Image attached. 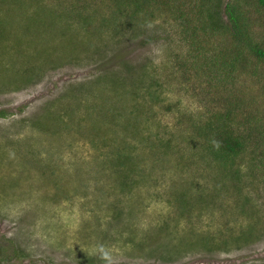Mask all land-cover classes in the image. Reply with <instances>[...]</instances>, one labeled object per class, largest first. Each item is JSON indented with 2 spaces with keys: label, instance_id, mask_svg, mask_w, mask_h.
<instances>
[{
  "label": "rangeland",
  "instance_id": "rangeland-1",
  "mask_svg": "<svg viewBox=\"0 0 264 264\" xmlns=\"http://www.w3.org/2000/svg\"><path fill=\"white\" fill-rule=\"evenodd\" d=\"M110 1L8 2L17 21L7 34L0 33V264H90L87 260L91 257L97 259L95 264H264V169L256 168L257 159L246 161L240 173L244 187L237 195L224 187L216 201L207 205L181 206L175 193L194 175L187 168L180 171L179 164L170 163L162 171L167 163L156 165L153 175L144 172L142 185L123 191L117 185L114 167L102 164L107 148L93 149L79 130L73 137L72 124L78 125V116L98 120L106 97L113 103L121 98L116 94L126 89L146 93L145 87L152 85V90L158 81L166 92L163 104L156 108L176 105L181 99L180 109L190 108L193 113L187 126L199 124L205 107L220 108L212 106L213 97L199 95L211 88L202 73V77L181 79L188 71L177 67V61L187 63L189 74L197 70L190 62V43L185 42V29L179 21L162 15L159 18L164 20L132 27H121L122 22L116 29L120 33H113L115 23L102 27V18L114 7ZM39 4L57 13L46 18L43 12L41 25H35L37 20L29 16L25 21L21 18ZM69 10L74 13L70 18L59 17ZM93 12L95 20L84 24ZM10 13L8 9L2 12L5 16ZM22 24L24 27L15 31ZM60 26H68L65 34L60 35ZM70 32L78 38L74 44ZM200 39L206 43L203 32ZM69 45L73 50L67 49ZM204 54L207 60L212 57ZM260 69L264 70V64ZM203 70L206 73V66ZM247 79L239 76L220 93L234 84L244 92ZM183 85L190 92L178 89ZM80 92L83 96L76 100ZM89 100L92 113L85 110ZM258 101L264 115V95ZM75 102L79 104L72 106ZM69 108L76 110L73 120L66 117V122H59L57 115ZM122 113L124 121L128 115ZM177 114H166L162 125L172 126ZM37 116H44L46 133L35 124ZM260 143L264 152V139ZM256 150L247 147L248 157L259 158ZM40 162L51 163L55 175L44 179ZM197 180L216 186L215 178L207 174ZM191 192L195 188L188 194ZM247 201H253L251 213L242 211ZM247 228L254 229L255 235L245 239L240 249L239 241L231 238H238ZM189 230V237L197 232L200 239L208 236L220 247L185 248L182 242L189 237L180 238ZM175 231H179V239ZM136 241L147 246L137 248Z\"/></svg>",
  "mask_w": 264,
  "mask_h": 264
},
{
  "label": "trees",
  "instance_id": "trees-1",
  "mask_svg": "<svg viewBox=\"0 0 264 264\" xmlns=\"http://www.w3.org/2000/svg\"><path fill=\"white\" fill-rule=\"evenodd\" d=\"M35 1L39 2L40 0ZM8 2L11 0H0L1 34L5 31L9 32V28L14 26L12 23L17 21ZM110 3L114 7L111 10L108 9L109 14L106 12L108 16L102 18V27L115 23L113 33H120L116 29H119L122 22L121 27H132L138 23L148 24V20H164L159 18L162 15L165 18L168 16L171 20L179 21L185 29L183 38L185 42L190 43L188 46L190 62L197 70L194 74H189L187 63L177 61V67L186 68L185 70L189 74H182L181 79L202 77V73L209 80L207 84L211 88L202 90L199 95L213 97L212 106L220 105V108L205 107L199 124L187 126L186 124L193 121V113H189L190 108L180 109L181 99L176 105H164L156 108V104L160 103V106L163 104V93L166 92L163 82L158 81L156 88L152 90V85L146 86L144 89L147 91L146 93L138 88L126 89L121 91L122 93L116 94L121 98L113 103L106 97L105 100L103 99L104 105L101 106L104 111L102 114L100 112L98 120H92L95 119L93 117L87 121L85 118L91 117L89 115L85 117V115L78 116L76 127H73L74 124L71 123L73 137L74 131L79 130L81 138L84 139V142L91 144L93 149L104 150V147L107 148L106 152L104 151L102 154V164L104 167H107L106 165H110L108 168L114 167L113 171L119 180L117 185L123 191L131 190L134 185H142L145 171H148L151 176L154 174L153 167L156 165L167 163L161 167V170L165 171L171 163L179 164L180 171H183L182 169L185 167L190 173H194L192 178L189 176L187 179V181H191L183 188L177 189L175 193L181 206L207 205L212 200L216 201V195L224 187L228 188L232 194L237 195V192L243 190L244 187L240 173L246 161L255 158L259 161L258 165L254 163L256 168L264 169V152L260 149V145H263L260 141L264 139V115L260 104H258V99L260 100L261 95H264V70L260 69L264 64V0H111ZM46 6L39 4L38 8L27 11V15L21 18L25 21L26 16H29L34 21L37 20L35 25H41L43 24V12L46 13L44 14L46 18L55 16L57 13V11H51V7ZM4 9H8L11 13L7 16L3 15ZM70 10L68 13L59 14V17L63 19L65 15L67 19L70 18L68 16L74 15L73 10L71 13ZM23 11L26 13L24 8ZM95 17V12L87 15L84 24L91 25ZM53 20L56 21L55 18ZM70 21L68 20L69 26ZM65 26H60V35L65 34L68 27ZM23 27L24 24L17 26L15 31ZM253 27H259V30L253 32ZM6 32L5 34H7ZM199 32L204 33L205 44L201 41ZM68 37H72L71 32ZM70 39L75 42L78 40L73 37ZM75 42L73 41L72 44ZM183 43H181L182 46ZM69 48L73 50L71 45L67 47V49ZM204 52L212 57L207 60ZM205 66L206 73L203 70ZM200 68H202L201 72L198 71ZM239 76L248 77L247 80H244L246 89L244 92L240 90L238 84H234L226 87L225 93H220L225 84H233ZM213 78L214 80H212ZM216 78H218L217 84L215 83ZM178 89L190 92L187 85ZM81 96H83L82 92L78 97L74 95L76 100ZM90 100L85 107L88 112H91L93 108ZM115 103L116 105L113 106ZM77 104L79 103L75 102L72 106ZM122 111L128 115L125 116L124 121L122 120L124 116H121L123 115ZM173 111H178L177 121L172 126H163L161 123L163 117ZM73 114H76L75 109H66L57 115V120L66 122L67 117L72 121ZM48 115L49 112H47ZM43 117L37 116L34 117V120L35 124L46 133L48 128L47 124L43 122L45 119ZM51 119L55 120L53 117ZM255 120L260 123V126L254 125L256 124ZM166 128H172V130ZM249 146H253V149L257 147L258 150L254 152L260 154L259 158L248 157L247 147ZM29 152L31 153V150ZM175 153L178 156H175ZM39 167L41 170L43 169L41 172L44 179L48 174L55 175L54 166L51 163L40 162ZM206 174L215 178V187L207 186L204 181L197 180L199 177H205ZM190 188H195V192L188 194ZM252 202H244L242 211L253 212ZM163 228L166 230V226ZM178 232H174L177 239L180 235ZM190 232L189 230L188 233L182 234L180 239L185 235L189 237ZM254 235V229L247 228L238 238H231V241L237 242L238 240L241 249L243 241L251 240ZM205 238L200 239L196 232V235L195 233L191 234V237L185 239L182 244L191 250L203 245L211 248L213 246L220 247L218 243L214 244L210 237L205 236ZM225 242L228 244L229 240L226 239ZM134 246L145 248L147 244L136 241ZM93 258L95 257L89 258L87 262L95 264L97 259Z\"/></svg>",
  "mask_w": 264,
  "mask_h": 264
}]
</instances>
